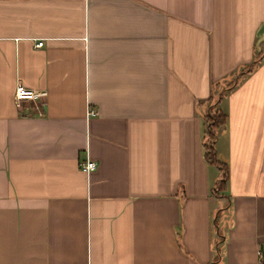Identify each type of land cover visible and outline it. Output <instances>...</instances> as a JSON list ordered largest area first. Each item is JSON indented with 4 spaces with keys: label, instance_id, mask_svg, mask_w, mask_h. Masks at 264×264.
Returning a JSON list of instances; mask_svg holds the SVG:
<instances>
[{
    "label": "crops",
    "instance_id": "0c3cea01",
    "mask_svg": "<svg viewBox=\"0 0 264 264\" xmlns=\"http://www.w3.org/2000/svg\"><path fill=\"white\" fill-rule=\"evenodd\" d=\"M72 263L264 264V0H0V264Z\"/></svg>",
    "mask_w": 264,
    "mask_h": 264
},
{
    "label": "built area",
    "instance_id": "2783aa9c",
    "mask_svg": "<svg viewBox=\"0 0 264 264\" xmlns=\"http://www.w3.org/2000/svg\"><path fill=\"white\" fill-rule=\"evenodd\" d=\"M41 40L37 41L35 43L36 46L41 45ZM45 91L44 90H37V89H31V88H26L20 83L16 82L14 85V90H13V99L15 102H18L19 100H38L41 97H44ZM94 114V110L87 108V115H92ZM95 163L92 160L89 159H84L83 161L79 162V167L83 171H88L92 168H94ZM76 264V263H72Z\"/></svg>",
    "mask_w": 264,
    "mask_h": 264
},
{
    "label": "trees",
    "instance_id": "16d2710c",
    "mask_svg": "<svg viewBox=\"0 0 264 264\" xmlns=\"http://www.w3.org/2000/svg\"><path fill=\"white\" fill-rule=\"evenodd\" d=\"M206 120H207V129H206V132H207V135L209 136V140L212 139L213 135H214V132H213V128H216L218 125H220L222 122H223V119H224V115L220 112H212V113H208L206 115ZM212 146L210 144H205L204 146V156L205 158L209 161V162H212V163H215L217 164L216 162V159L215 157L213 156V152H212ZM220 168L221 165L220 164H217ZM226 177V170H222L221 172V175H220V178L215 182L216 183V186L217 187H222L223 186V181H224V178Z\"/></svg>",
    "mask_w": 264,
    "mask_h": 264
}]
</instances>
